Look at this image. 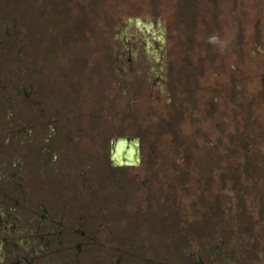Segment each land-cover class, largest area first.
<instances>
[{
  "label": "rangeland",
  "instance_id": "rangeland-1",
  "mask_svg": "<svg viewBox=\"0 0 264 264\" xmlns=\"http://www.w3.org/2000/svg\"><path fill=\"white\" fill-rule=\"evenodd\" d=\"M7 209L0 264H264V0H0Z\"/></svg>",
  "mask_w": 264,
  "mask_h": 264
},
{
  "label": "flooded vegetation",
  "instance_id": "flooded-vegetation-1",
  "mask_svg": "<svg viewBox=\"0 0 264 264\" xmlns=\"http://www.w3.org/2000/svg\"><path fill=\"white\" fill-rule=\"evenodd\" d=\"M131 142L132 141L129 140L128 142H125V144H124V142H121L119 144L123 145L124 147H127V146L130 147V145H131L130 143ZM126 152H128V151H126ZM117 159H119V157ZM123 159H124V157L121 158L120 160L123 161ZM130 162L131 161H129V160H124V163L127 164V165ZM8 211H9L8 209L7 210H4V211L2 210V214H0V225L2 224V220H1L2 217H4V218L7 217L8 219H10L11 214L10 213H7ZM13 236L19 237L18 238V241H15L13 239ZM1 239H3V242L0 245V247H3V249H4L3 259L4 258L6 259L7 256H9V255H12L13 258H15V252L18 249H20V246L22 244V241H24V240L27 239V238H24L23 234L21 233V227H19V218H17L15 220V223H13V222L12 223L11 222L7 223V225L5 226V231L2 232ZM27 244L28 245H32L33 244V241L32 240L30 242L28 241ZM2 262H3V260H2ZM20 263L21 262L18 259H14V261H13V264H20Z\"/></svg>",
  "mask_w": 264,
  "mask_h": 264
},
{
  "label": "water",
  "instance_id": "water-1",
  "mask_svg": "<svg viewBox=\"0 0 264 264\" xmlns=\"http://www.w3.org/2000/svg\"><path fill=\"white\" fill-rule=\"evenodd\" d=\"M131 145H130V147H128L127 149H125V147L123 146V145H121V144H118L117 145V148H119L120 146H123L122 147V151H128V150H131V152H132V154H133V161H131V162H133V163H137V157H136V153H137V146H136V144L135 143H133V142H131L130 143ZM120 149V148H119ZM125 158H126V156H125ZM125 160H128L127 158L125 159ZM123 161H124V159H123ZM126 163V162H125Z\"/></svg>",
  "mask_w": 264,
  "mask_h": 264
}]
</instances>
